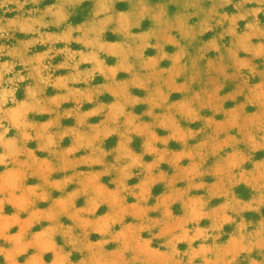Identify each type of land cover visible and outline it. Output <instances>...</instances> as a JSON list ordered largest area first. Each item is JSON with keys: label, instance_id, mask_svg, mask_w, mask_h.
Returning a JSON list of instances; mask_svg holds the SVG:
<instances>
[{"label": "rangeland", "instance_id": "obj_1", "mask_svg": "<svg viewBox=\"0 0 264 264\" xmlns=\"http://www.w3.org/2000/svg\"><path fill=\"white\" fill-rule=\"evenodd\" d=\"M26 74L62 128L26 149L67 174L38 164L37 197L29 172V218L0 205V264H264V0H0L3 106ZM83 129L107 162L64 153Z\"/></svg>", "mask_w": 264, "mask_h": 264}, {"label": "crops", "instance_id": "obj_2", "mask_svg": "<svg viewBox=\"0 0 264 264\" xmlns=\"http://www.w3.org/2000/svg\"><path fill=\"white\" fill-rule=\"evenodd\" d=\"M128 2L132 5L134 0H128ZM127 11L123 12V14L125 15ZM29 55V58L24 61V64L30 69L32 67H41L42 65L41 63H38L37 59L43 57L46 53L41 51L33 52ZM10 65L11 63L9 62L6 68H9ZM26 76H28L29 79V75L26 74ZM18 79L19 76L13 74V76L7 78L6 82L13 86ZM53 100L54 98H47L41 84L39 85L37 81L29 79V82H26L25 84L22 100L13 101L10 107L3 106V104L0 103V124H3V127L0 128V205L6 202L11 204L13 212L23 210L27 207L29 210L27 212L28 218L31 215V212L36 213L37 202L29 201L30 199L25 196V193L31 189L37 197L49 195L45 194L42 190L44 185L43 181H41L42 178L38 174L37 165L41 164L43 166L42 170L46 172V177L49 180H52L53 175L57 172L61 171L64 175L67 174L66 169H60L58 156L47 157L49 153H45V157H47L46 160H44V158L38 159L35 158L32 153L28 152L25 146L27 137L33 138L37 147H42L43 140L50 138L54 140L61 135L59 133L62 129L61 126L58 124L53 125L50 122H38L31 115L32 110L35 108L37 109L39 105L46 106L47 109H51L52 111L57 110L59 108L58 104L48 105ZM21 105H24V107L28 106V109L24 108L21 110ZM16 116H18V120L13 122L12 120ZM9 127L11 128V131L8 134L6 133V128ZM71 130L73 129L67 130L66 132ZM124 131H127V128L121 126L117 133L122 137ZM81 132L84 133L81 146H78L79 148L70 146L64 153L67 155L69 154L71 158H77V160L81 161L83 165H89L86 161L91 157L92 149L96 147L102 157V161L107 162L103 153H101L100 144L106 133L101 130L91 131L90 129H83ZM88 141H95V146H92L91 150ZM115 151L116 148L113 153H115ZM53 152L59 154V146H54ZM77 153L82 154L77 156ZM109 158L113 157L111 156ZM108 161L109 163H113L114 160L109 159ZM32 171L35 172L33 176L36 179V184L33 188L28 189L26 180H28L29 172ZM47 209H50V206ZM38 260L41 261L37 256H31L27 259V264L31 262L36 263Z\"/></svg>", "mask_w": 264, "mask_h": 264}]
</instances>
